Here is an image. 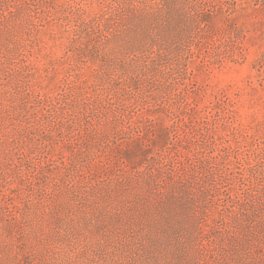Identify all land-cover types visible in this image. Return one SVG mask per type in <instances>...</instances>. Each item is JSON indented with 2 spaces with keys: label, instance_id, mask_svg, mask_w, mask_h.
Returning <instances> with one entry per match:
<instances>
[{
  "label": "rangeland",
  "instance_id": "1",
  "mask_svg": "<svg viewBox=\"0 0 264 264\" xmlns=\"http://www.w3.org/2000/svg\"><path fill=\"white\" fill-rule=\"evenodd\" d=\"M0 264H264V0H0Z\"/></svg>",
  "mask_w": 264,
  "mask_h": 264
}]
</instances>
